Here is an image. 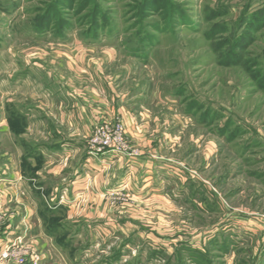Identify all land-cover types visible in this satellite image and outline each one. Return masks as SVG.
Masks as SVG:
<instances>
[{"label": "rangeland", "instance_id": "1", "mask_svg": "<svg viewBox=\"0 0 264 264\" xmlns=\"http://www.w3.org/2000/svg\"><path fill=\"white\" fill-rule=\"evenodd\" d=\"M149 1L162 10L141 23L145 0H0V257L26 237L0 264H264V17L247 29L264 0ZM170 6L189 24L165 27ZM98 8L110 24L89 37ZM61 22L69 30L58 38ZM243 31L241 59L229 65ZM123 112L144 124L141 141ZM104 122L123 126L116 143L140 155L122 158L150 159L159 185L105 189L99 207L79 195L67 209L42 191L29 147L57 143L52 131L73 139L66 155L76 162Z\"/></svg>", "mask_w": 264, "mask_h": 264}, {"label": "crops", "instance_id": "2", "mask_svg": "<svg viewBox=\"0 0 264 264\" xmlns=\"http://www.w3.org/2000/svg\"><path fill=\"white\" fill-rule=\"evenodd\" d=\"M73 112H75V110H73ZM95 113L98 112L95 111ZM122 114L127 126V132L135 139L141 141L144 137V124H139V121L134 120V118L130 117L129 114H126L125 112ZM85 119L86 118L83 120ZM62 137L57 133L55 134L52 131H49L47 138L57 140V143L33 144L32 151H30L29 156L31 159L30 161H32L31 165L35 169H38V166H42L41 169L35 171L36 173L34 174V177H36L37 180L42 181V183L40 182L39 185L43 188L42 191L47 190V194H51V196H53V198H57V200L61 197L64 198L67 209L71 208L69 204L72 202V198L79 195L87 196L89 198L90 204L99 207L104 200L100 192L105 189L127 186L131 190H134L137 195H141L144 193V191H148L149 193L155 192L151 186L159 185L154 181V163L147 157H142L138 160H126L113 153H107L97 157H90L89 155L85 154L84 157L80 155L82 158L78 156L80 157V160L75 162V158H72L71 160V154L68 155L69 157L66 155V151L68 150H70L72 153L75 152L70 148L76 146L74 142H71L73 139H68L64 136ZM20 149L21 151L23 150V148ZM77 150H80V148ZM74 154L75 156L77 155L76 153ZM22 156L21 157L23 159L25 154H22ZM62 157L63 160H66L63 163L65 164L64 168L60 169V166H58L57 168L53 169L50 164L47 165L49 158L54 159L53 161H50V163L53 164L52 162H55V159ZM36 161L37 164L35 163ZM44 165L46 166L43 167ZM143 168L148 170L146 171ZM163 170L164 167L161 164H155V173H160ZM130 172L132 175H130ZM2 174L5 176L10 175L6 171H2ZM19 175L22 176V173ZM52 199L51 201H54ZM53 205H55L57 209L60 207L58 206L57 202ZM68 211L71 213L70 210ZM90 212L92 216H90V214H86V219H82V221H92V219L96 217L95 211ZM71 219V217H68V220L65 222H70ZM78 219L80 218H76L77 221ZM105 219L107 220L106 223L113 220L109 217H106L102 220ZM70 224H72V222H70Z\"/></svg>", "mask_w": 264, "mask_h": 264}, {"label": "trees", "instance_id": "3", "mask_svg": "<svg viewBox=\"0 0 264 264\" xmlns=\"http://www.w3.org/2000/svg\"><path fill=\"white\" fill-rule=\"evenodd\" d=\"M56 4H57V1H53L50 7L53 6V8H54ZM161 4H162L161 2L156 3V1L151 2L149 0H145L144 5L146 6V9H145V6L142 5V8H141L140 14H139V16H140L139 21L141 23H144V20H145V18L148 17V14H149L148 12H150V11L156 12V11L162 10ZM147 5L151 6L150 7L151 10H147V8H148ZM93 12L94 13L91 15V18L89 20V26H88L87 31H86V33L88 34L89 37H96L98 30H100L103 26H107L108 24H110V22L108 21L109 17H107L106 11H103L102 9L98 8L97 10H95ZM255 15H256V17H254V19H252L253 22L248 23L249 26L247 29L253 28L254 30H258L257 27L260 26L261 21L263 20V19H261V17H264V15H262L261 13H259V14L257 13ZM162 19H163V22H165V24H166L165 27H169V28H172V25L175 22H176L175 24H178L179 22L183 25L189 24L188 23L189 21L185 16L183 17L181 15V17H180L179 15H177V16L175 15V12L173 11V7L169 8L168 11H166L165 13L163 12ZM38 20L40 21V23H39L40 27L38 26L40 28V31H47L48 27L46 25L49 24V20H51V18L48 15H45L44 17H41ZM246 21L243 22V19H240V23H242V25H243V23H246ZM68 25L69 24H67V23H65V24L62 22L60 23V25H59L60 27H58V29L55 31V34L58 38H63L66 35L67 30H69ZM157 30H159V28ZM157 30L155 29V31H157ZM167 30H169V29H165L164 32ZM171 30H173V29H171ZM246 34L247 33L245 31H243L237 37V39H235V41L232 40L233 44H232V48L230 49L231 51H228L227 55H225V57H223V60L226 59L227 64L233 65V63L234 64L239 63V61L241 59V54H240L239 50L243 49L242 47L248 41ZM30 151H32V147H29V155H30ZM25 157L27 158V156H25ZM61 222L62 221H55V224H60ZM67 224H68L67 225L68 227L63 226V228H70L71 227L70 223L67 222ZM61 227H62V225H61ZM59 238H61V237H59ZM62 238L59 239V242L60 243L62 242V244H64L65 247L66 246L68 247V242H70V241H68L67 237H65L63 240H62Z\"/></svg>", "mask_w": 264, "mask_h": 264}, {"label": "built area", "instance_id": "4", "mask_svg": "<svg viewBox=\"0 0 264 264\" xmlns=\"http://www.w3.org/2000/svg\"><path fill=\"white\" fill-rule=\"evenodd\" d=\"M112 125L104 122L98 129H96L95 133L92 135L89 141V155L91 157H97L100 155H105L107 153H113L119 155L120 157L129 156V157H137L140 154H137L133 151H128L125 147L117 144L116 142L123 140L121 132H123V126L117 122L115 123V131L111 128ZM263 221H264V217ZM25 236H17L16 239L10 243V246H6L1 255V260L7 261L12 257L17 256L19 252H21V246L25 244ZM23 264H39V257L33 256L30 260L22 257Z\"/></svg>", "mask_w": 264, "mask_h": 264}]
</instances>
